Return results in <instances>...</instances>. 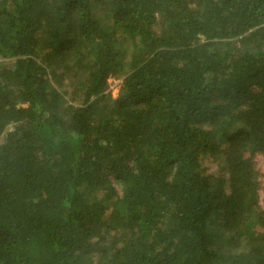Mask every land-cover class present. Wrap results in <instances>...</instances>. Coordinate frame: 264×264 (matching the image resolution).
Returning <instances> with one entry per match:
<instances>
[{
	"label": "trees",
	"instance_id": "16d2710c",
	"mask_svg": "<svg viewBox=\"0 0 264 264\" xmlns=\"http://www.w3.org/2000/svg\"><path fill=\"white\" fill-rule=\"evenodd\" d=\"M258 157L264 0H0V264H264Z\"/></svg>",
	"mask_w": 264,
	"mask_h": 264
},
{
	"label": "rangeland",
	"instance_id": "374dc122",
	"mask_svg": "<svg viewBox=\"0 0 264 264\" xmlns=\"http://www.w3.org/2000/svg\"><path fill=\"white\" fill-rule=\"evenodd\" d=\"M119 83L120 81L114 78H110L108 81V90L113 96H115L118 91ZM256 164H257L258 169L264 170V164H263V160L261 157H258L256 159ZM262 186H264V183ZM259 198H260V204L262 205L264 201V188L263 187L259 189Z\"/></svg>",
	"mask_w": 264,
	"mask_h": 264
}]
</instances>
